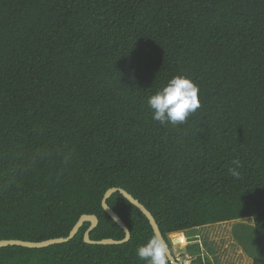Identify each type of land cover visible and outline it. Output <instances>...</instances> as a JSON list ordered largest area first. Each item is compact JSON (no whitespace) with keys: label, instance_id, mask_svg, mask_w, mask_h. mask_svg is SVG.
Here are the masks:
<instances>
[{"label":"trees","instance_id":"trees-1","mask_svg":"<svg viewBox=\"0 0 264 264\" xmlns=\"http://www.w3.org/2000/svg\"><path fill=\"white\" fill-rule=\"evenodd\" d=\"M177 75L201 107L161 124L148 98ZM111 187L171 248L169 234L251 219L234 236L264 264V0H0V240L66 237L83 214L100 219L92 239H123ZM108 203L128 242L88 244L85 222L66 243L0 247V264H147L149 219L120 192Z\"/></svg>","mask_w":264,"mask_h":264},{"label":"clouds","instance_id":"clouds-1","mask_svg":"<svg viewBox=\"0 0 264 264\" xmlns=\"http://www.w3.org/2000/svg\"><path fill=\"white\" fill-rule=\"evenodd\" d=\"M199 86L188 76L177 75L171 78L154 95L148 98V105L153 111V120L173 126L185 123L201 107ZM234 167L229 169L234 178L241 176L242 167L239 158L232 161ZM167 243L154 235L149 241L136 249L137 256L147 264H166Z\"/></svg>","mask_w":264,"mask_h":264},{"label":"rangeland","instance_id":"rangeland-1","mask_svg":"<svg viewBox=\"0 0 264 264\" xmlns=\"http://www.w3.org/2000/svg\"><path fill=\"white\" fill-rule=\"evenodd\" d=\"M238 222L252 224L251 219L234 220L169 234L168 238L183 264H190L194 257L188 250L190 243H198L202 253L210 256L214 264H255L234 236Z\"/></svg>","mask_w":264,"mask_h":264},{"label":"water","instance_id":"water-1","mask_svg":"<svg viewBox=\"0 0 264 264\" xmlns=\"http://www.w3.org/2000/svg\"><path fill=\"white\" fill-rule=\"evenodd\" d=\"M116 192L122 193L132 204L138 207L149 219L154 232L156 235L161 236L165 242L167 243L166 255L170 259L172 264H183V261L180 257H178L174 248H171L167 239L165 238L159 223L153 213L133 194L127 191L123 187H111L109 188L102 200V206L104 210L125 230V237L123 239H114V238H103L99 240H95L91 238V232L99 225L100 219L96 214H83L77 223L74 225L69 235L66 237H56L50 238L41 241H30V240H22V239H1L0 247H6L10 245H18L28 248H44L55 244H62L69 242L79 233L85 222H90V227L84 233V240L88 244H100V245H114V244H123L128 242L131 239L132 233L127 225V223L123 220V218L115 211L108 203L109 198L115 194Z\"/></svg>","mask_w":264,"mask_h":264}]
</instances>
